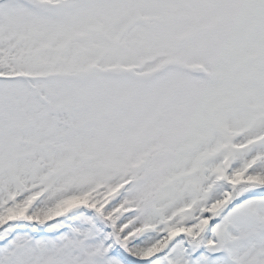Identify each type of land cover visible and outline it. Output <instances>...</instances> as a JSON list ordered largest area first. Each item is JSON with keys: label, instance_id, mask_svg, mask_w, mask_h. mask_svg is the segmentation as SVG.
I'll use <instances>...</instances> for the list:
<instances>
[{"label": "snow or ice", "instance_id": "1", "mask_svg": "<svg viewBox=\"0 0 264 264\" xmlns=\"http://www.w3.org/2000/svg\"><path fill=\"white\" fill-rule=\"evenodd\" d=\"M0 264H264V0H0Z\"/></svg>", "mask_w": 264, "mask_h": 264}]
</instances>
